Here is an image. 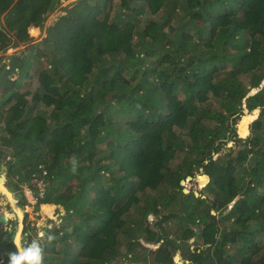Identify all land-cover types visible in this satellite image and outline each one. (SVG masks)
Masks as SVG:
<instances>
[{
    "label": "trees",
    "instance_id": "16d2710c",
    "mask_svg": "<svg viewBox=\"0 0 264 264\" xmlns=\"http://www.w3.org/2000/svg\"><path fill=\"white\" fill-rule=\"evenodd\" d=\"M63 1L0 0V52L24 43L16 78L0 63V163L20 192L45 169L36 205L63 210L44 264H264V0Z\"/></svg>",
    "mask_w": 264,
    "mask_h": 264
},
{
    "label": "rangeland",
    "instance_id": "374dc122",
    "mask_svg": "<svg viewBox=\"0 0 264 264\" xmlns=\"http://www.w3.org/2000/svg\"><path fill=\"white\" fill-rule=\"evenodd\" d=\"M74 0H66V1H63L62 2V5H67L68 3L72 2ZM115 10V8H114ZM113 10V11H114ZM112 11V12H113ZM57 13H60V11H55L54 14H53V17H56ZM148 14H144L143 17H142V22L144 23L145 19H147V17H150L151 15L147 16ZM152 18H154L153 16H151ZM157 18V17H155ZM55 19V18H54ZM37 31V29H35ZM37 33H30V35L33 37L34 40H38L40 39V37L42 36L41 34H37ZM137 40V38H134V41ZM20 47V46H19ZM17 47V48H19ZM16 49V47H14ZM43 62V58H40L39 60L36 61V59L33 61V67H34V70L36 67H38L39 65H41ZM34 72V71H33ZM242 81L247 84V78L246 77H241ZM36 79L32 80L30 84L28 85H25L23 88H22V91L25 90V89H28L30 92H33L35 89H36ZM28 99H30V96H27ZM31 104V106H33L32 102L29 100V105ZM212 104L214 107H217L218 106V103L216 100H212ZM35 109L38 111V112H42V111H46L45 108H42L41 106L39 105H35ZM258 109H255L254 111H248L246 108H245V102H244V105H243V109H242V113L238 116V117H234L232 116L231 119L229 120L230 122H232V127L235 128L236 130V133L238 135V138L239 137H249L251 135V129H250V126L251 124L256 121V118L258 117ZM234 117V118H233ZM212 124V122H211ZM234 130V131H235ZM246 133V134H245ZM245 134V135H244ZM244 135V136H243ZM236 135L233 133V137H235ZM245 138V139H246ZM234 139V138H232ZM241 139V138H240ZM241 140H244V139H241ZM221 143H224V142H221ZM237 143L234 141V140H229L228 142H226L223 146L226 149H228L229 146H232V145H236ZM3 164L2 162L0 163V165ZM5 172H6V168H4ZM199 173H203L202 170H200ZM3 174L0 173V178L2 177ZM199 177H197V175L195 174L194 177L190 180L191 184L189 183V179H186L185 181V188H188L187 186L190 184V188L191 189H194V191L196 192V190H199L202 192V188L203 186L206 184V182L204 184L201 185V183H199V179H201L200 175H198ZM253 177V172L252 170L250 171V174H249V178ZM4 178V182H2V185L11 193L13 192V195L14 193H17V192H20V191H17L14 186L9 183V180L7 178V176L5 175V177L3 176ZM1 183V182H0ZM24 183H28V182H24ZM21 184V186H23V184ZM21 193H22V187H21ZM198 194V193H197ZM204 195H205V192H204ZM19 201H24V205H20L18 203L17 207L19 206V208L22 210V220H21V225H22V234L24 236V239L25 241H30L33 237H36L38 232L40 231H43L46 227L47 228H51L53 227L54 225H56L59 221V217H57V214L60 213L62 210V207H58L55 205L54 206H45L43 208V210L40 211V208H41V204L40 205H36V204H30L27 202L26 198L23 196L22 194V198L21 200ZM17 202V201H16ZM55 208V210H54ZM9 213L10 215L14 216L15 217V220H10L9 223L14 225V226H18V222H17V217L14 215L16 214V212L14 211V209L12 208V206L9 204L8 200L5 198V196L0 192V214H3V213ZM213 213L214 211H210V214L211 216H213ZM41 215H44L46 218H48V220H41L42 217ZM18 216V215H17ZM60 216V215H59ZM148 219L149 220H152L153 219V216L151 215H148ZM44 223V224H43ZM0 225L2 226L1 229L3 230L4 229V222L3 223H0ZM174 227V225L172 226V228ZM201 227L200 226H195L196 230H198L199 228ZM44 228V229H43ZM183 241H185L189 246H192L193 244L195 243H198L200 242L198 240L197 237H191V238H186V237H183L182 238ZM152 250L154 249V246L151 247ZM120 251H121V248H120ZM179 251V252H178ZM176 252V254L173 256V261H174V264H185L187 263L186 260H182L183 255H181V251L178 250ZM264 251V249H263ZM74 252H76V249H74ZM151 252H149V255H151ZM179 256V259L178 261L175 260V256ZM110 264V263H108Z\"/></svg>",
    "mask_w": 264,
    "mask_h": 264
},
{
    "label": "clouds",
    "instance_id": "9594fccd",
    "mask_svg": "<svg viewBox=\"0 0 264 264\" xmlns=\"http://www.w3.org/2000/svg\"><path fill=\"white\" fill-rule=\"evenodd\" d=\"M75 171V165L73 166ZM4 232L12 234L11 244L14 250L8 251L7 264H44L45 252L44 242L51 243L55 236L44 231L38 232L36 237L30 241H25L22 230L19 226H14L9 223L10 220H15V217L9 213H3Z\"/></svg>",
    "mask_w": 264,
    "mask_h": 264
},
{
    "label": "built area",
    "instance_id": "2783aa9c",
    "mask_svg": "<svg viewBox=\"0 0 264 264\" xmlns=\"http://www.w3.org/2000/svg\"><path fill=\"white\" fill-rule=\"evenodd\" d=\"M15 51L14 47H9L5 51L0 52V63L4 68L9 71L11 79L16 78L18 73L17 67H12L9 56ZM22 187V194L30 204H37L40 199L45 195L47 187V171L41 170V174L34 176L33 180L29 183H24Z\"/></svg>",
    "mask_w": 264,
    "mask_h": 264
},
{
    "label": "bare ground",
    "instance_id": "6f19581e",
    "mask_svg": "<svg viewBox=\"0 0 264 264\" xmlns=\"http://www.w3.org/2000/svg\"><path fill=\"white\" fill-rule=\"evenodd\" d=\"M197 177H199L197 175ZM4 178L3 175L0 178V192L5 196V198L8 200L9 204L12 206V208L14 209V211L16 212V214H14L17 217V222L19 223L18 226L20 227V229L22 228V210L19 208V206L17 207L18 203L16 202V199L13 197L12 193H10L3 185L2 182ZM17 204V205H16ZM3 214H0V222L3 223L4 219H3ZM18 215V216H17ZM5 223V222H4Z\"/></svg>",
    "mask_w": 264,
    "mask_h": 264
},
{
    "label": "crops",
    "instance_id": "0c3cea01",
    "mask_svg": "<svg viewBox=\"0 0 264 264\" xmlns=\"http://www.w3.org/2000/svg\"><path fill=\"white\" fill-rule=\"evenodd\" d=\"M53 14H54V12H52L51 14H49L48 16H47V18H46V21H45V24L43 25V27H41V26H29L28 27V29H27V31H28V34H29V36L30 37H32L31 35H30V33L32 32V33H37V34H41L42 36L44 35V28L47 26V25H49L50 23H52L55 19H56V17H54V18H52L53 17ZM1 18V17H0ZM35 29H37V31L35 30ZM36 34V35H37ZM41 36V37H42ZM40 37V38H41ZM32 39H33V37H32ZM39 40V39H38ZM33 41H37V40H34L33 39ZM20 46V47H19ZM19 46H17V47H19V48H17L16 47V49L15 50H18V49H22L23 47H24V43H20L19 44ZM12 193V195H13V192H11ZM15 194V193H14ZM47 204V203H46ZM53 205V204H52ZM54 207H55V205H53ZM54 210H55V208H54ZM40 211H41V208H40ZM2 226L0 225V228H1Z\"/></svg>",
    "mask_w": 264,
    "mask_h": 264
},
{
    "label": "water",
    "instance_id": "95a60500",
    "mask_svg": "<svg viewBox=\"0 0 264 264\" xmlns=\"http://www.w3.org/2000/svg\"><path fill=\"white\" fill-rule=\"evenodd\" d=\"M256 89H253V91H255ZM258 109V111H260V109L259 108H257ZM232 148H235L236 147V145H232L231 146ZM226 150H229V149H226ZM4 168H5V166L3 165V164H1L0 165V173L1 174H3V176L5 177V175H6V172H5V170H4ZM201 170V169H200ZM206 175V174H205ZM207 176V175H206ZM193 177H190V176H188L187 177V179H189V183L191 184V182H190V180L192 179ZM208 182V176H207V181H206V183ZM185 183V181H182V184H184ZM190 184L187 186L188 188H184L183 189V192H188V191H194V189H191L190 188ZM185 185V184H184ZM194 194L195 195H199V194H197V192H195L194 191ZM13 197L16 199V201H17V203H19L20 205H24L25 203H24V201L22 202V201H19V200H21V198H22V193L21 192H17V193H15L14 195H13ZM1 223V222H0ZM179 252V251H178Z\"/></svg>",
    "mask_w": 264,
    "mask_h": 264
},
{
    "label": "flooded vegetation",
    "instance_id": "af4514ba",
    "mask_svg": "<svg viewBox=\"0 0 264 264\" xmlns=\"http://www.w3.org/2000/svg\"><path fill=\"white\" fill-rule=\"evenodd\" d=\"M44 229V228H43Z\"/></svg>",
    "mask_w": 264,
    "mask_h": 264
}]
</instances>
